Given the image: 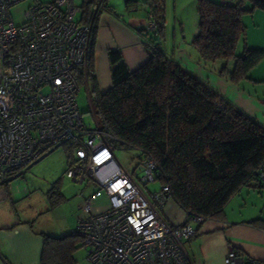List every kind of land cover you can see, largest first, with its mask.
I'll return each instance as SVG.
<instances>
[{"label": "built area", "instance_id": "2783aa9c", "mask_svg": "<svg viewBox=\"0 0 264 264\" xmlns=\"http://www.w3.org/2000/svg\"><path fill=\"white\" fill-rule=\"evenodd\" d=\"M22 1L0 0V202L5 184L75 141L65 176L83 188L93 187L83 198L75 231L89 263L191 264L184 245L196 229L187 222L170 224L160 213L170 199L169 186L149 194L140 186L156 181V161L143 158L136 179L116 159V138L106 127L96 123L89 129L83 122L76 97L78 79L92 75V24L77 20L80 8L73 0H35L22 23L15 24L9 10ZM146 31H156L150 10ZM258 172L264 183V169ZM102 198L106 208L95 210ZM190 220L200 224L205 219ZM225 263L255 264L233 249Z\"/></svg>", "mask_w": 264, "mask_h": 264}, {"label": "trees", "instance_id": "16d2710c", "mask_svg": "<svg viewBox=\"0 0 264 264\" xmlns=\"http://www.w3.org/2000/svg\"><path fill=\"white\" fill-rule=\"evenodd\" d=\"M246 2L249 8H244ZM147 3L156 23V31L150 33L151 56L130 70L119 50H108L111 87L104 93L92 91L95 113L116 138L113 144L138 149L141 160L151 157L156 161V181L160 188L169 186L170 199L188 220L193 216L220 218L242 188H264L258 172L264 169V126L164 54L158 43L163 36L164 0ZM85 4L79 22L92 24L94 43L97 15L105 0H87ZM196 6L198 24L192 44L200 60L234 58L233 68L224 66L218 75L238 84L264 60V50L245 48L235 55L238 42L245 38L242 16L264 11V0H196ZM92 66L93 57V73ZM78 81L81 84V79ZM62 146L68 150L69 161L78 144L70 141ZM58 187L55 182L49 193L55 196L54 204L63 200ZM41 235L40 264H75L73 254L77 243H82L77 233Z\"/></svg>", "mask_w": 264, "mask_h": 264}, {"label": "crops", "instance_id": "0c3cea01", "mask_svg": "<svg viewBox=\"0 0 264 264\" xmlns=\"http://www.w3.org/2000/svg\"><path fill=\"white\" fill-rule=\"evenodd\" d=\"M142 1L139 0L141 3L139 8V3H136V0H126L129 6L127 5L124 13L120 15L111 6V0H105L103 7H100L93 43V73L87 81L81 79V83H85L87 88L90 82L92 91L96 89L99 93H104L111 87L108 50H119L130 70L137 69L150 58V35L145 27L150 8L147 0ZM211 1L226 2V0ZM95 10H98V6ZM250 35L252 36L253 33ZM247 39L248 48L256 50L264 48V38L259 40L255 36V40H258L257 45L250 43L249 35ZM160 48L165 55L172 57L199 79L208 82L236 108L264 126V98H261L262 96L255 91L256 85L254 84L255 82H264V60L252 68L246 78L238 84H233L220 77L216 72L210 74V71L195 63L198 56L197 50L193 47L187 48L183 42L177 44L176 51L169 52L168 48L164 50L162 46ZM195 54L196 57H194ZM18 179L23 180V177ZM12 182L13 179L8 185L3 186L5 199L0 202V264H40L43 250L41 234L45 232L35 228V215L28 217L27 220H20L19 215L14 214L9 205H5L9 201L12 203L16 200L15 193L12 191ZM247 188L253 192L245 193L249 203L246 205L244 202L243 205L250 207L251 210L248 209L247 214L244 215H237L234 211L228 212L226 208L230 201L225 206L222 217L205 219L200 224L188 220L186 213L172 199H169L164 208L160 210L161 215L168 223L178 225L187 222L196 229V234L184 245L191 264H226L225 257L230 249L236 250L244 259L252 260L255 264H264V222H251L255 219L264 221V209H262L264 207L260 205L264 203V188L260 189L262 191L258 195L254 192L259 191L258 189ZM57 190L65 200L66 196L62 192L60 184ZM25 193L24 188L23 196ZM238 194H241V190L233 197ZM256 199L262 203H256ZM100 204L107 205L104 198L95 204L94 209H100ZM239 206L240 204L237 203L236 207ZM81 207L82 203L79 208L80 216L76 218L74 230H76L77 219L83 215ZM259 208L260 211H258ZM87 262L89 261L87 260Z\"/></svg>", "mask_w": 264, "mask_h": 264}, {"label": "rangeland", "instance_id": "374dc122", "mask_svg": "<svg viewBox=\"0 0 264 264\" xmlns=\"http://www.w3.org/2000/svg\"><path fill=\"white\" fill-rule=\"evenodd\" d=\"M38 1L47 2L49 0ZM73 1L74 4L80 8V13L76 15L78 20L82 16V7L86 5L85 3L87 0ZM34 2L35 0H24L10 8V15L15 24L22 23L24 11L33 5ZM136 3H139L138 5L140 8L141 3L139 0H136ZM110 4L114 7V10L118 15L124 13L126 6H129L126 0H111ZM249 7L250 4L246 2L244 4V8ZM90 9L94 10L92 4L90 5ZM255 11V13L253 12L251 14L245 13L241 18L246 31L245 39L238 42L235 49V55H240L245 48L251 49L247 47L248 35L250 37V43H256V45L258 40H255V36L258 37L259 40L264 38V11ZM197 24L198 14L196 0H164L163 36L160 40H158V43L164 48V50L165 48H168L169 52L176 51L177 44L179 45L180 42L186 44L189 49L192 47L196 49L192 42L197 32ZM145 25H147V23ZM150 33L151 32H148L151 37L152 34ZM251 33H253L252 36L250 35ZM258 49L264 50L262 47ZM197 53L198 52H196V54ZM196 54L194 57L197 56ZM234 60L235 59L232 58L227 61L214 60L204 62L200 60L198 55L195 59V63L199 64L200 67L207 69V71H210V74L215 72L218 74V71L224 66L228 69H232ZM254 84L256 85L255 91L262 96L261 98H264V82H255ZM76 101L82 115L83 122L87 128H95L96 123L102 125L101 119L95 113V96L91 90L90 82L88 84V88L85 83L80 84ZM67 152L68 150L65 147L60 146L28 167L23 175V180L18 179L17 177L14 178L15 180L13 179L12 182V191L15 193L14 198L16 200L12 203L10 201L5 203V205H9L11 207L14 214L17 213V215H19L18 218L20 220H27L28 217L35 215V228L51 236L57 237L75 233V221L76 218L80 216L79 208L83 201V197H86L93 189L91 185L83 188L82 186L71 182L65 176V170L67 167ZM114 155L118 162L130 173H132L136 179L141 177L142 169L140 167V161L142 157L138 149L126 147L118 142H115ZM55 182L61 185V190L66 196V199L58 202V204H54L56 202L55 196L49 194ZM140 186L147 194L158 191L160 188L158 181L148 183L147 185L140 182ZM24 188L26 193L23 196L22 190ZM261 191L259 190L254 192L258 195ZM81 192L83 195L79 196ZM246 192L250 193L253 191L247 187L242 188L241 194L233 197L228 203L226 208L228 212L234 211L237 215H244L247 214L248 209L251 210L250 207H244L243 205L244 202L246 205L249 203L245 195ZM258 200L259 199H256L255 202L258 204L262 203L258 202ZM237 203H239L242 208H239L240 206L237 208ZM260 205L261 207H264V203ZM99 206L101 210L106 208L105 204H100ZM258 211H260V208ZM86 256V250L79 241L77 243V249L73 254L76 262L75 264H88L89 262H87Z\"/></svg>", "mask_w": 264, "mask_h": 264}]
</instances>
